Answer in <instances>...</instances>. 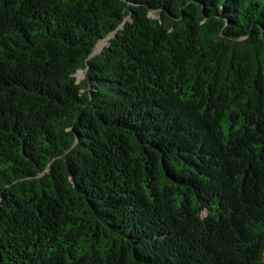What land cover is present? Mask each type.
Returning <instances> with one entry per match:
<instances>
[{"label":"trees","instance_id":"16d2710c","mask_svg":"<svg viewBox=\"0 0 264 264\" xmlns=\"http://www.w3.org/2000/svg\"><path fill=\"white\" fill-rule=\"evenodd\" d=\"M0 264H264V0H0Z\"/></svg>","mask_w":264,"mask_h":264},{"label":"rangeland","instance_id":"374dc122","mask_svg":"<svg viewBox=\"0 0 264 264\" xmlns=\"http://www.w3.org/2000/svg\"><path fill=\"white\" fill-rule=\"evenodd\" d=\"M105 44H107V41L106 40H104V41H102L99 45H98V47H97V51H100L104 46H105ZM85 71L84 70H79L78 72H77V77H78V79L79 80H81V79H83L84 77H85Z\"/></svg>","mask_w":264,"mask_h":264},{"label":"water","instance_id":"95a60500","mask_svg":"<svg viewBox=\"0 0 264 264\" xmlns=\"http://www.w3.org/2000/svg\"><path fill=\"white\" fill-rule=\"evenodd\" d=\"M84 71H85V74H86L87 70H84Z\"/></svg>","mask_w":264,"mask_h":264}]
</instances>
